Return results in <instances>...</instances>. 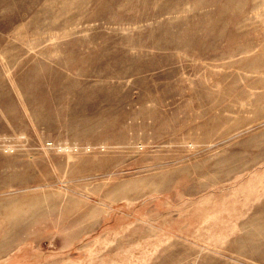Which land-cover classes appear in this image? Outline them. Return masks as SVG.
Masks as SVG:
<instances>
[{"label":"rangeland","instance_id":"374dc122","mask_svg":"<svg viewBox=\"0 0 264 264\" xmlns=\"http://www.w3.org/2000/svg\"><path fill=\"white\" fill-rule=\"evenodd\" d=\"M0 264H264V0H0Z\"/></svg>","mask_w":264,"mask_h":264}]
</instances>
